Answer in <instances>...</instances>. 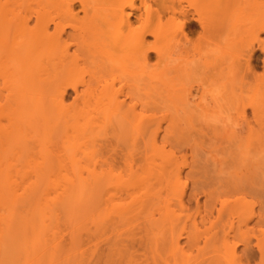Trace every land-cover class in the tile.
<instances>
[{
    "label": "bare ground",
    "instance_id": "1",
    "mask_svg": "<svg viewBox=\"0 0 264 264\" xmlns=\"http://www.w3.org/2000/svg\"><path fill=\"white\" fill-rule=\"evenodd\" d=\"M27 1L28 11L14 9L8 20L23 70L16 85L31 90L36 119L44 116L40 174H51L55 166L65 174L57 202L43 208L44 231L53 217L74 223L79 213L88 216V232H72V245L81 234L93 240L110 232L118 264H251L257 253L264 260L263 178L244 185L226 173L236 165L246 176L247 160L225 159L220 175L194 157L182 162L178 156L188 142L186 124L197 115L207 117L212 107L235 110L246 91L247 131L252 135L260 126L264 140V74L256 73L261 60L264 68V0ZM199 64L204 74L196 72ZM213 80L226 83L209 95L205 86ZM27 95L14 92L8 101L16 133L28 112L22 108ZM57 132L67 143L53 158L48 141ZM7 135L0 140V264L6 237L20 230L10 212L14 180L5 174L11 172L6 155L18 135ZM243 189L263 201L251 202L245 194L226 198ZM174 203L181 211L196 204V214L183 217ZM225 215L234 220L217 231ZM31 220L28 253L36 247L30 241L41 244V227Z\"/></svg>",
    "mask_w": 264,
    "mask_h": 264
},
{
    "label": "rangeland",
    "instance_id": "2",
    "mask_svg": "<svg viewBox=\"0 0 264 264\" xmlns=\"http://www.w3.org/2000/svg\"><path fill=\"white\" fill-rule=\"evenodd\" d=\"M28 6L29 2L27 0H0V140L5 139L6 135L13 130L14 134L18 135L17 141H13V145L10 146L6 155V157L10 158L6 166L11 165V172H6L5 174H8L7 176H12L14 180L13 187L10 189L11 196L14 198L13 202H11L10 212L11 218L18 221L20 224L18 235L16 231H14L13 236L6 237V249L4 250V255H2V258H5L4 264H118L119 258L116 256V252L113 250L110 242L114 237L113 234L107 232V235L93 240H89L87 234H84L88 232L85 229H89L88 225L90 226V221L88 223L87 219L88 216L82 217L79 213L75 216L74 223L70 222L69 219L64 216V218L60 217L61 220L58 218L59 221L53 217L50 221V226L44 231L43 208L46 204L54 206V203L57 202L58 191L63 179L62 175L65 174L58 172L59 168L56 166L54 171L50 172L51 174H40V163L43 161L42 158L46 152L45 145L47 144H45L44 139V116L39 117V120L36 119V107L32 104L31 96L29 95L31 94V90H26V86L24 85H16L17 79H21V71L23 70L16 56L17 49L14 45L15 34L12 32V29H9L8 20L12 18L10 15L11 11L21 8L22 11L27 12ZM230 66L231 64L228 67L226 66L225 70L230 68ZM259 66L256 73L257 76L261 77L264 74L262 60L259 62ZM232 67L236 70L235 64ZM202 68V64H199V66L197 65L195 68L196 72H203L202 74H204L205 72ZM215 73L217 74L218 72ZM236 73L240 74V67L237 68ZM36 78L37 76L35 73L34 80H36ZM197 78L199 79L200 77L197 75ZM38 79H40L39 75ZM251 82L253 83L254 80H251ZM220 83L226 82L223 80H215L214 82L207 83L205 88H208L207 91L209 95L214 94L215 86L220 85ZM14 92H25L26 95L28 94V97L25 96V103L22 107L24 110H28V112H25V115L20 117L21 119H25V122L21 123V127H18L19 131L17 133L16 129L11 125V109L10 106H8V101ZM237 94L239 95L240 91H237ZM243 96L244 98L239 107H237L238 105L235 106L236 108L234 107L235 110L230 111L228 107L224 110L212 107L211 113L207 117L197 115L191 123L184 126L183 133L188 142L186 143L187 145H184L185 149L180 147L178 150V156L181 158L182 162L184 160L191 162L194 157V159L201 162L202 166H204L207 171L217 170L220 175H223V169L227 168L224 165L225 159H236L234 161L240 159L247 160L246 166L242 168L247 172L246 176H242L240 170L241 166L237 167L236 165L229 166L226 169V173L232 174L231 176L234 177L238 183L244 181V185H251V183H256L262 178L264 180V140L262 143V138L260 136V134L263 135V131L261 132L260 126L257 125H255L256 127L252 135L247 131L245 125L246 119L243 116V100L247 99L249 96L248 92L246 91ZM70 102H72V99ZM26 105H29L28 109H26ZM21 109L19 111L20 115ZM247 116H249L250 120L253 119V111L250 107L247 108ZM26 117L28 120L34 121L27 124ZM55 134L56 135L48 141H52L49 146L50 150L47 149V151H50L49 157L51 156L53 158L58 156L63 150L64 144L67 143L63 133L62 135L59 132ZM1 144L0 141V145ZM108 146L109 144H107V150ZM121 149L123 150L126 148L122 146ZM168 149L171 150L170 147ZM109 156L107 155V157ZM6 170H8V168ZM8 183L9 181L5 184L7 188L9 186ZM242 194H245L251 202L263 201L260 199L259 195H253V193L245 189L238 191V194H235L232 198H230L231 196L228 194L226 198L230 201H234L240 199ZM226 198L223 200H226ZM174 204L175 206L173 209L183 215V217H192L196 214V204L182 211L176 203ZM218 209H222V203L218 205ZM259 210L260 207L258 206V211ZM33 212H36L34 217L32 214ZM106 212L110 214L111 210H106ZM30 219H32L30 222L33 226L39 228V230L41 227L38 238L41 244L38 245L34 241L33 243L35 244H33L31 243L32 241H30V246L32 245L35 247L36 245L35 248L33 247L35 249L34 252L33 249L31 250V248H29L31 250L29 251L33 252L32 254L30 252L28 253L27 250L29 247V239L26 226L27 221ZM233 220L234 218L225 215L221 220L223 223L221 222V224H219L217 231L220 230L221 225H223L222 227L231 225ZM136 224V228H138L140 222ZM72 228L74 229L72 230ZM77 230L80 231L79 233L83 231L84 235L82 236L81 234L83 238L79 239L81 240L80 243L78 241V244L73 246L71 243L72 237L70 236L72 232ZM4 231L5 229L1 228V236H3ZM47 231L51 232L49 233L51 236L46 234ZM44 232L46 235L45 237L49 235L51 238L48 237V239H44ZM59 240L61 242H59ZM44 241H46L45 244ZM56 241L63 245H58L63 251L58 250ZM47 242L49 245H47ZM232 242L234 244L239 243V238L236 240L233 239ZM254 242L255 244L257 243L256 239ZM55 243L56 245H54ZM44 245L47 246L44 247ZM52 245L56 246L54 247V251L48 249L49 247L52 248ZM42 248L43 251H41ZM44 248L48 250L46 249L45 251ZM8 249L10 250V254H8ZM242 250L243 248H240L239 253L242 254ZM48 251L53 255H51L50 252L47 255ZM141 252L142 251H139L137 255L139 256ZM29 254L31 256H29ZM257 254V258L251 264H264V260L260 258V254ZM213 256V254L207 255L206 259H210Z\"/></svg>",
    "mask_w": 264,
    "mask_h": 264
}]
</instances>
